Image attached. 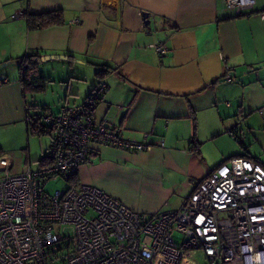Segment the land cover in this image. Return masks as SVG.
<instances>
[{
    "label": "crops",
    "instance_id": "0c3cea01",
    "mask_svg": "<svg viewBox=\"0 0 264 264\" xmlns=\"http://www.w3.org/2000/svg\"><path fill=\"white\" fill-rule=\"evenodd\" d=\"M56 9L62 10L63 24L28 27L27 14ZM19 10L23 15L12 17ZM158 42L165 52L150 46ZM32 52L51 56L39 57V70L42 61L59 60L48 73L40 72L60 83L84 80L87 68L96 72L95 64L117 67L96 76L78 103L99 79L105 82L94 119L146 144L143 150H128L93 143L76 185L97 186L149 215L178 209L220 163L234 156L255 159L242 149L224 156L223 138L232 137L233 128L242 136L228 101L239 99V87L259 80V108L264 107V0L240 13L224 0H0V78L6 79L0 84V131L7 137L16 132L20 140L18 146L0 148L8 152L0 158L9 160L10 172L14 158L23 166L12 173L39 163L33 165L30 157L26 121L33 112L18 69L20 58ZM242 108L240 103L238 111ZM212 147L221 151L220 159H214Z\"/></svg>",
    "mask_w": 264,
    "mask_h": 264
},
{
    "label": "built area",
    "instance_id": "2783aa9c",
    "mask_svg": "<svg viewBox=\"0 0 264 264\" xmlns=\"http://www.w3.org/2000/svg\"><path fill=\"white\" fill-rule=\"evenodd\" d=\"M224 1L237 13L255 4ZM150 46L166 50L160 42ZM105 90L100 81L83 102L44 111L51 127L45 162L12 173L0 158V264H200L197 250L213 264H264V165L251 157L220 163L178 209L149 215L97 186L74 184L93 143L146 148L94 119ZM258 112L264 115V107ZM56 177L68 187L47 193L46 182Z\"/></svg>",
    "mask_w": 264,
    "mask_h": 264
},
{
    "label": "rangeland",
    "instance_id": "374dc122",
    "mask_svg": "<svg viewBox=\"0 0 264 264\" xmlns=\"http://www.w3.org/2000/svg\"><path fill=\"white\" fill-rule=\"evenodd\" d=\"M58 62L59 60L55 59L42 61L40 63V71L48 73V71H50V66L52 64H58ZM96 78L97 77L95 74V70L87 68L84 80L81 81L72 79L70 84L67 81L62 83L56 80L47 81L45 83L44 91L26 94L27 102L30 105H35V108H31V112L41 113V107H43L45 104H47L48 106H46L49 107L52 111H58V109L60 108L59 106L61 105L65 97L69 99V104L78 103L84 98L85 94L88 92L91 84ZM257 81L258 83L253 85L252 87H246L244 89L239 87L237 89L239 99L236 98L235 100H228L231 103V113L233 120L237 123V127L239 128V130H242L241 137L244 141L245 148H240L238 143L232 137H230L231 139L224 137L223 144L225 151L223 154H225L224 156H227L234 150L242 149L243 153L248 151V153L252 157L264 164V115L258 112V108L261 106L259 103L262 96V92L260 89L262 84L259 82V80ZM240 103L243 106L242 111H238ZM232 107H234V110H232ZM30 136V157L32 161H34L33 165H35L36 160H38L41 155L47 150L50 143V135L46 133L40 136L30 134ZM18 142H20V140L17 139L16 132H14L13 136L7 137L4 131H0V148H3L4 151L9 149L10 146H18ZM24 145V148H26V141ZM206 147H211V145H208L207 143ZM211 149L213 151V147ZM209 151L211 152L210 149ZM214 152V159H220V157L223 156V154H221V151H213V154ZM16 153L17 151L14 153V155H16ZM1 155H8V152H0V156ZM14 161L15 164H13L11 171L15 172L21 170L23 167L22 164H20L19 161H16L15 158ZM67 187L68 183L63 178L56 177L46 182L45 191L51 194L56 190L66 189ZM175 238L176 240L178 239L177 234L175 235ZM195 258L200 264H213L207 260L204 253L200 250H197L195 252Z\"/></svg>",
    "mask_w": 264,
    "mask_h": 264
},
{
    "label": "trees",
    "instance_id": "16d2710c",
    "mask_svg": "<svg viewBox=\"0 0 264 264\" xmlns=\"http://www.w3.org/2000/svg\"><path fill=\"white\" fill-rule=\"evenodd\" d=\"M26 19H27V25L31 29L44 28V27H48L51 25H59V24L64 23L63 13H62L61 9L50 10V11H45V12H41V13H29L26 15ZM39 57H40V55L37 52H32V53L26 54L24 57L20 58V60L18 61L19 78H20V82L22 84V88H23L25 97H26V94H28V93H37V92L44 91L45 83L50 80V78L48 76L43 75L39 70V66H38ZM95 65L97 67L95 74L99 78L104 77L109 72L117 69V67L111 66L109 64H95ZM100 81L101 80L99 79L97 81V83ZM106 88H107V84H106ZM87 96H86V98H87ZM101 96H100V98H101ZM27 106H28V109H30V110L32 107L35 108L34 107L35 105L28 104ZM41 110H42L41 113H34L33 112V114L27 115L26 123H27V129H28L29 134L40 136L42 134L47 133L50 135L51 127L47 126L43 123L42 115H43L44 111L51 110V109L49 107H47L46 105H44L43 107H41ZM232 130L234 131V135H232L234 140L241 147L245 148L244 143H243L240 135L238 134V131L234 128ZM192 144H193L194 150L199 151V147H198L199 143H198V141H196V139L193 138ZM46 155L42 156L37 161L39 163L45 162ZM244 156H247V155H244ZM256 161H258V160H256ZM258 162H260V161H258ZM262 165H264V164H262ZM75 180H76V176L72 177V181L75 182Z\"/></svg>",
    "mask_w": 264,
    "mask_h": 264
},
{
    "label": "water",
    "instance_id": "95a60500",
    "mask_svg": "<svg viewBox=\"0 0 264 264\" xmlns=\"http://www.w3.org/2000/svg\"><path fill=\"white\" fill-rule=\"evenodd\" d=\"M148 14H143L144 17H147ZM51 56H41L40 59H47V58H50ZM52 57H63V56H52Z\"/></svg>",
    "mask_w": 264,
    "mask_h": 264
}]
</instances>
